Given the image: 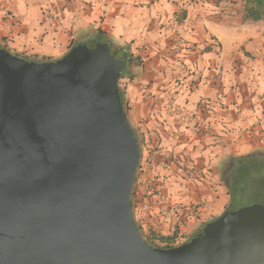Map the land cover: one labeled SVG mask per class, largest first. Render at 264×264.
<instances>
[{
    "label": "water",
    "instance_id": "1",
    "mask_svg": "<svg viewBox=\"0 0 264 264\" xmlns=\"http://www.w3.org/2000/svg\"><path fill=\"white\" fill-rule=\"evenodd\" d=\"M93 36L50 60L0 47V264H264L258 203L171 247L144 238L141 146L119 87L134 61Z\"/></svg>",
    "mask_w": 264,
    "mask_h": 264
},
{
    "label": "crops",
    "instance_id": "2",
    "mask_svg": "<svg viewBox=\"0 0 264 264\" xmlns=\"http://www.w3.org/2000/svg\"><path fill=\"white\" fill-rule=\"evenodd\" d=\"M242 4L0 0V44L19 55L50 59L89 35L126 48L134 63L119 87L128 121L147 147L156 146L149 150L152 174L162 175V160L171 159L167 194L173 202L176 180L185 175L179 165L192 163L205 173L207 164L226 154L264 149V20L243 22ZM177 38L194 47L181 48ZM225 202L221 197L213 213ZM162 210L150 207L155 222L162 221ZM204 221L188 217L183 223L192 228Z\"/></svg>",
    "mask_w": 264,
    "mask_h": 264
},
{
    "label": "rangeland",
    "instance_id": "3",
    "mask_svg": "<svg viewBox=\"0 0 264 264\" xmlns=\"http://www.w3.org/2000/svg\"><path fill=\"white\" fill-rule=\"evenodd\" d=\"M140 136V135H139ZM141 142H143L140 136ZM149 150L155 151V144L151 148L147 147L143 142L141 145V158L136 175V180L133 183L132 191V202H133V214L137 225L139 226L143 236L150 235L152 231L155 233H161L162 235L174 234L172 240L176 244L181 243L185 239L191 236L193 231L198 226L203 224L215 216L219 215L226 208L228 202V190L224 180L220 177V168L231 156L239 157L243 155H253L262 151L260 154H264V149L260 148L243 152L240 155L226 154L224 158L216 163L207 164V171L204 173L198 166L194 164L190 165H179L185 175L180 177L179 186L177 189L176 201H170L167 194V183L170 184L167 171L171 167V159L165 157L162 160L161 168L164 170L163 174L155 176L150 172ZM260 156L259 153L257 157ZM205 168V165H203ZM264 169V166H263ZM178 178V177H177ZM264 182V179H261ZM248 192V191H247ZM171 194V193H170ZM221 194V196H220ZM225 198L226 202L222 211L219 214H214L211 210L216 203L219 206V199ZM160 201V202H159ZM217 201V202H216ZM243 205H249L252 203H259L264 205V184L260 187L251 186L249 193L246 194L242 201ZM158 205L163 210L159 213L162 215V221L155 222L149 213L150 207ZM179 209L173 215L166 217L163 215L165 209L174 210ZM188 217L194 219H204L205 221L197 227L188 228L187 221ZM165 225H171L172 228L168 227L167 232H163Z\"/></svg>",
    "mask_w": 264,
    "mask_h": 264
},
{
    "label": "trees",
    "instance_id": "4",
    "mask_svg": "<svg viewBox=\"0 0 264 264\" xmlns=\"http://www.w3.org/2000/svg\"><path fill=\"white\" fill-rule=\"evenodd\" d=\"M261 20H264V0H243L242 21L246 22ZM23 57L28 56L23 55ZM39 58L41 60L50 59L48 57ZM124 73L125 75L123 77H131L127 68H125ZM120 92L122 96V91L120 90ZM259 155L260 156L258 157L251 155L239 156L241 160L237 166L235 175L227 185V193L229 197L226 207H231L232 210H236L244 206L242 201L246 194L249 193L250 187L253 186L257 188L260 187L261 184H264V182H261V179H264V154L259 153ZM145 239L154 246L171 247L176 245V243L172 241L174 239V234L162 235L161 233L159 234L152 231L150 235H145Z\"/></svg>",
    "mask_w": 264,
    "mask_h": 264
},
{
    "label": "flooded vegetation",
    "instance_id": "5",
    "mask_svg": "<svg viewBox=\"0 0 264 264\" xmlns=\"http://www.w3.org/2000/svg\"><path fill=\"white\" fill-rule=\"evenodd\" d=\"M90 36V35H89ZM94 38H97V39H101V35L97 34V35H94L93 36ZM75 44V43H74ZM73 44V45H74ZM72 45V46H73ZM71 46V47H72ZM0 47H4L6 48L4 45H1L0 44ZM7 49V48H6ZM8 50V49H7ZM9 51V50H8ZM11 52V51H10ZM13 53V52H12ZM16 54V53H14ZM18 56H21L23 57V55H19V54H16ZM24 58H38V57H24ZM40 59V58H38ZM50 60V59H48ZM138 135V134H137ZM138 138L141 142V139H140V136L138 135ZM143 144V142L140 144V146ZM141 148V147H140ZM258 154H253L251 156H257ZM240 158L239 157H232V158H229L227 161H225V163L222 165V167H219L220 168V177L224 180V182L226 183V185H228L230 183V181L232 180L233 176L235 175V172H236V169H237V166L240 162ZM139 168V166H138ZM138 168H137V171H136V175H137V172H138ZM136 175H135V180H136ZM202 230V226H198L194 231L193 233L191 234V236L197 234V233H200ZM190 236V237H191ZM145 238V237H144Z\"/></svg>",
    "mask_w": 264,
    "mask_h": 264
},
{
    "label": "built area",
    "instance_id": "6",
    "mask_svg": "<svg viewBox=\"0 0 264 264\" xmlns=\"http://www.w3.org/2000/svg\"><path fill=\"white\" fill-rule=\"evenodd\" d=\"M175 43L180 46L181 48H192L194 46L190 45L189 43H184V41H182L181 39L177 38L175 40ZM179 209L175 208L174 210H167L165 209V211L163 212V215L166 217H169L171 215H173L175 212H177ZM157 233V232H156ZM175 243V242H174Z\"/></svg>",
    "mask_w": 264,
    "mask_h": 264
}]
</instances>
